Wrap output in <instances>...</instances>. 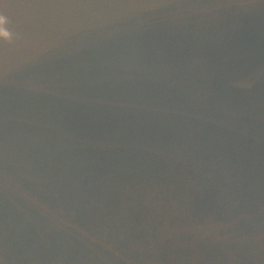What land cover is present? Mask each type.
<instances>
[{
  "label": "rangeland",
  "instance_id": "rangeland-1",
  "mask_svg": "<svg viewBox=\"0 0 264 264\" xmlns=\"http://www.w3.org/2000/svg\"><path fill=\"white\" fill-rule=\"evenodd\" d=\"M26 1L33 9L45 0ZM57 1L53 7L48 3L55 23L31 16L36 27L30 52L27 44L6 46L5 60L14 59L16 64L27 60L34 68L12 78L43 93L52 106L42 108L37 125L24 121L15 126L13 145L26 153L46 151L39 139L57 133L59 124L69 121L57 107L86 108L93 99L96 107L102 103L112 109L107 128L113 138L126 125L121 109L143 110L141 118L157 123V114L150 115L149 110H198L196 117L205 124L203 140L191 125H185V136L194 147L204 145L199 155L194 150L188 155L194 154L192 159L200 163L193 168L207 171L211 205L194 212L191 201L184 203L188 217L183 236L169 240L171 246L160 247L158 241L148 248L144 231L130 233L127 218L116 216V209L94 186L80 182L17 187L25 201L7 208L0 202V264H264V252L259 251L264 248V0ZM232 6L234 13L229 10ZM9 8L27 12L14 3ZM49 8L41 9L44 21ZM150 22L157 27V45L148 42ZM229 30L234 31V40L225 36ZM218 32L223 36L216 45L225 47V52L214 60L197 55ZM232 58L240 79L234 82L237 90L228 92L229 82L221 77L214 78V85L235 100H220L210 90L209 78L217 74L215 66L223 70ZM20 94L27 104H39L25 97L23 90ZM86 94L89 102L84 101ZM9 111L6 106L3 119L12 123ZM168 135L154 145L157 156L152 165L175 172L162 155L177 151L183 141L173 131ZM119 144L125 147L126 140ZM184 161L189 165L190 158ZM15 169L14 164L4 170L13 175ZM4 170L0 193L9 187L2 182ZM193 188L191 184L186 193ZM126 203V196L120 198L117 208ZM142 207L151 210L154 204L150 201ZM147 214L150 218L145 221L152 222L151 227L173 219L169 211ZM173 236L168 233V238ZM132 243L141 244L140 249H131Z\"/></svg>",
  "mask_w": 264,
  "mask_h": 264
},
{
  "label": "trees",
  "instance_id": "trees-1",
  "mask_svg": "<svg viewBox=\"0 0 264 264\" xmlns=\"http://www.w3.org/2000/svg\"><path fill=\"white\" fill-rule=\"evenodd\" d=\"M57 2L59 1H40L33 6V9H29L26 0H0V13L8 18L9 22L6 27L12 33L10 39L0 37V171L6 168L11 169L14 164L16 165L13 175L4 170L2 182L7 181L9 187L6 192L0 193V202H4L3 207L7 208L12 204L16 205L18 201H25L20 192L14 189L17 187L40 184L67 186L85 182L96 187L98 195L103 193V197L101 195L100 197L116 209V216L127 218L131 224L130 233L143 235L139 232L144 231L148 248L155 247L158 241L160 247L171 246L172 243L169 240L174 241V238L183 236L187 228L184 223L188 212L183 204L191 201L190 205H194V212L206 209L207 203L211 205L207 196V185L209 184L207 171L193 168V164L200 163L196 162L195 158L192 159L194 154L188 155L189 151L193 150L195 155H199L204 145L202 143L199 148L194 147V144L191 145L192 142H187L189 137L185 136L186 126H193L202 142L205 124L201 118L196 117L200 111L190 109L172 112L166 110L169 112L167 115L166 111L149 110L150 115L157 114V123L156 120L148 122L141 118L140 115H144L143 110L121 109L125 118V123L122 125H126L124 129L119 128L117 135L113 138L107 128V119L112 115V109L102 107V103H98L100 108L96 107L93 99L90 102L91 106H87L88 108L80 106L57 107L69 121L59 124L57 133L50 132L47 137L39 139L45 145L46 151L38 149L36 154L26 153L13 145L15 142L14 127L24 121H32L34 126L37 125L45 111L42 108L48 109L52 106L46 104V96L43 93L26 89L12 78V76L34 72V68L33 65L29 67L26 64L27 60H22L17 64L14 63V59L5 60L4 55L8 49L6 46L10 42L20 43V47L27 44L25 48H28L30 52V41L34 39L31 34L35 33L32 28L36 27L31 22V16L46 24L55 23L56 19L53 20L54 16L51 15L48 3H50V7H53ZM11 3H14L17 8L18 6L24 8L27 12L19 14L16 10H11L9 8ZM97 6H99L98 9H102L103 1H99ZM45 7L49 8L50 12L47 13L49 16L44 21L40 15L42 16L41 9ZM230 8L232 10H229L234 13L233 6ZM231 18L233 20L234 16L231 15ZM149 26L150 32L147 34L150 39L148 42L157 45L159 39L156 35L157 27L152 22L149 23ZM47 35L44 33V36ZM222 36V33L218 32L209 37L205 47L200 52L196 51L197 55H203L206 60L217 59L218 54L225 52V47L216 45V40L222 39ZM225 36L228 39H235L233 30L227 31ZM34 47L33 50H35ZM227 65L228 67L223 70L215 66L217 74L209 78L213 87L210 90L218 93L220 100L234 101L235 99L232 100L233 98L228 97L223 89L214 85V78L221 77L229 82L228 92L237 90L234 82L240 81V79L235 68V58L229 59ZM22 90L25 92V97L34 99L39 104H27L20 94ZM86 95L84 101L89 102L90 95ZM69 102L73 101L69 100ZM6 106L10 107L9 118L12 123L3 119L4 113L2 114V112ZM211 111L216 113L217 108L213 106ZM186 113L188 115L184 116ZM169 130L173 131L175 135L177 134L178 136H176L183 141V143L180 142L181 146L179 149L177 148V151H164L166 153L162 155V159H168L167 162L176 167L175 172H169L163 168L160 170L159 167L155 168L152 165V160L157 156L154 145L169 136ZM119 134L123 137L117 138ZM124 139L126 140L125 147L119 144L120 140ZM66 140H70V143L66 144ZM235 148L237 149L238 145ZM188 157L190 158L189 165L184 161ZM211 160H213V156ZM139 181L142 182L138 184ZM118 182L122 184L119 185ZM191 184L196 188L187 194V188ZM139 185L142 186L138 188ZM133 188L134 191L130 193L129 191ZM125 196L127 200L125 207L118 209L119 199ZM217 199L219 200V198ZM150 201L154 204L153 209H144L142 205ZM6 204L8 205L6 206ZM216 204L220 205V203ZM164 211L173 214V219L169 224L162 223V227L159 226L160 224H154L159 227H151L152 222L145 221L146 218H150L147 212L156 216L159 212ZM6 215L7 212L4 209V217ZM216 231L217 229L213 225L211 232L215 234ZM168 233L175 236L168 238ZM161 235H165V237ZM140 245L132 243L130 248L139 250ZM259 251L264 252V248Z\"/></svg>",
  "mask_w": 264,
  "mask_h": 264
},
{
  "label": "clouds",
  "instance_id": "clouds-1",
  "mask_svg": "<svg viewBox=\"0 0 264 264\" xmlns=\"http://www.w3.org/2000/svg\"><path fill=\"white\" fill-rule=\"evenodd\" d=\"M8 22V18L4 14L0 13V37L5 39H10L12 36L11 31L6 27Z\"/></svg>",
  "mask_w": 264,
  "mask_h": 264
}]
</instances>
